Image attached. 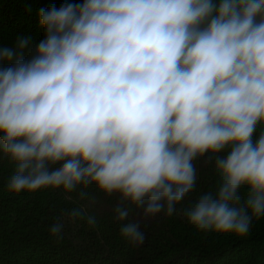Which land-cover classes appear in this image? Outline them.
<instances>
[{
	"label": "clouds",
	"instance_id": "clouds-1",
	"mask_svg": "<svg viewBox=\"0 0 264 264\" xmlns=\"http://www.w3.org/2000/svg\"><path fill=\"white\" fill-rule=\"evenodd\" d=\"M39 21L34 47L31 37L0 46L8 191L84 199L96 185L120 194L116 221L130 201L144 219L179 214L202 232L246 236L264 216V0H82L41 8ZM201 157L217 184L178 208ZM78 219L96 225L74 208L51 236ZM120 234L146 239L140 220Z\"/></svg>",
	"mask_w": 264,
	"mask_h": 264
},
{
	"label": "trees",
	"instance_id": "trees-1",
	"mask_svg": "<svg viewBox=\"0 0 264 264\" xmlns=\"http://www.w3.org/2000/svg\"><path fill=\"white\" fill-rule=\"evenodd\" d=\"M65 2L82 0H0V46H11L18 37H31L34 47L45 35L39 21L40 9L53 5L59 8ZM262 130L264 125L258 127L256 136ZM0 157V264H264V216L254 217L249 233L241 237L235 233L199 231L179 214L169 217L160 213L144 219L142 210L127 201L124 206L130 214L120 222L114 219L120 194L108 195L96 185L84 189V199L79 190L9 192L8 182L16 165L2 152ZM205 161L201 157L193 162L195 191L178 208L214 190L219 177L214 162ZM241 194L247 198V187L241 189ZM74 208L95 217V227H90L86 219L66 222L63 239L57 241L49 228ZM132 220H140L145 233L140 247L120 234L122 224Z\"/></svg>",
	"mask_w": 264,
	"mask_h": 264
}]
</instances>
